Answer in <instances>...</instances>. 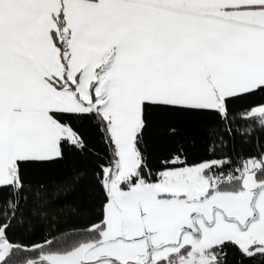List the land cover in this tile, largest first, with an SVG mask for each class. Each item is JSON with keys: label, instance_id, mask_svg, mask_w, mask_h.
<instances>
[{"label": "snow or ice", "instance_id": "snow-or-ice-1", "mask_svg": "<svg viewBox=\"0 0 264 264\" xmlns=\"http://www.w3.org/2000/svg\"><path fill=\"white\" fill-rule=\"evenodd\" d=\"M157 116L214 118L208 156L153 164ZM257 133L264 0H0V264H264V145L227 150ZM77 153L90 172L39 178ZM85 181L99 207L64 232Z\"/></svg>", "mask_w": 264, "mask_h": 264}, {"label": "trees", "instance_id": "trees-1", "mask_svg": "<svg viewBox=\"0 0 264 264\" xmlns=\"http://www.w3.org/2000/svg\"><path fill=\"white\" fill-rule=\"evenodd\" d=\"M254 103V101H250ZM245 105H238V109ZM217 121L209 118L197 117H164L157 116L154 118V125L147 141L148 152L152 163L155 164L159 158L169 155L177 144H182L185 152L190 160H199L208 156L209 146V126ZM243 121L239 124L243 125ZM169 125H174L179 130V135L170 137L166 134ZM85 138L89 142V146L94 149L100 147L94 129L90 124L85 123L82 128ZM264 145V133H257L254 137H242L237 135L228 146V152L234 159L239 157H247L256 155L260 146ZM95 157H88L80 154H70L67 159L57 165L52 166L46 173L39 178L49 183L64 181L70 178L74 173L87 169L91 171V161ZM89 181H85L76 193L67 198L66 203L75 209L79 215L69 212V219L61 224L64 232H72L85 225L86 221L91 218L92 214L99 207V199L97 193L89 191ZM6 195V194H5ZM15 242L29 244L32 241H39L41 237V229L38 226L35 233H29L22 227H17L12 233Z\"/></svg>", "mask_w": 264, "mask_h": 264}]
</instances>
